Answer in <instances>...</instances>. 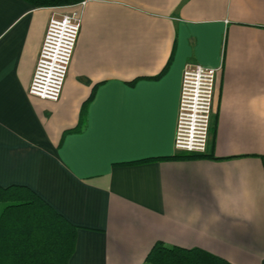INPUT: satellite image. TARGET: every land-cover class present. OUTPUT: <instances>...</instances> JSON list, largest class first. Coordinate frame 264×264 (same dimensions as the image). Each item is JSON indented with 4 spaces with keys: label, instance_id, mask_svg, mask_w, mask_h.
I'll use <instances>...</instances> for the list:
<instances>
[{
    "label": "crops",
    "instance_id": "crops-1",
    "mask_svg": "<svg viewBox=\"0 0 264 264\" xmlns=\"http://www.w3.org/2000/svg\"><path fill=\"white\" fill-rule=\"evenodd\" d=\"M87 1L53 102L28 88L51 15L70 6L0 0V185L77 226L69 264H143L158 241L264 264V0ZM196 63L221 68L211 140L175 158ZM85 105V129L64 134Z\"/></svg>",
    "mask_w": 264,
    "mask_h": 264
},
{
    "label": "trees",
    "instance_id": "trees-1",
    "mask_svg": "<svg viewBox=\"0 0 264 264\" xmlns=\"http://www.w3.org/2000/svg\"><path fill=\"white\" fill-rule=\"evenodd\" d=\"M35 7H58L82 0H27ZM93 95L90 96V99ZM89 99V100H90ZM86 105L81 123L64 134L85 129ZM206 154H181L198 158ZM78 228L26 185H0V264H69ZM143 264H233L205 249L154 244Z\"/></svg>",
    "mask_w": 264,
    "mask_h": 264
},
{
    "label": "built area",
    "instance_id": "built-area-1",
    "mask_svg": "<svg viewBox=\"0 0 264 264\" xmlns=\"http://www.w3.org/2000/svg\"><path fill=\"white\" fill-rule=\"evenodd\" d=\"M87 0L51 15L28 88L31 96L60 100L81 33ZM220 67L188 64L182 74L175 131L178 153L206 154L211 140Z\"/></svg>",
    "mask_w": 264,
    "mask_h": 264
}]
</instances>
